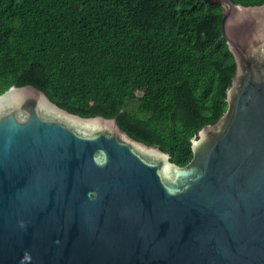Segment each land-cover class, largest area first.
I'll use <instances>...</instances> for the list:
<instances>
[{"label": "water", "instance_id": "1", "mask_svg": "<svg viewBox=\"0 0 264 264\" xmlns=\"http://www.w3.org/2000/svg\"><path fill=\"white\" fill-rule=\"evenodd\" d=\"M205 1L236 73L186 166L32 85L0 95V264H264V3Z\"/></svg>", "mask_w": 264, "mask_h": 264}, {"label": "trees", "instance_id": "2", "mask_svg": "<svg viewBox=\"0 0 264 264\" xmlns=\"http://www.w3.org/2000/svg\"><path fill=\"white\" fill-rule=\"evenodd\" d=\"M222 11L205 0H0V95L32 85L186 166L192 139L228 109L236 62Z\"/></svg>", "mask_w": 264, "mask_h": 264}]
</instances>
